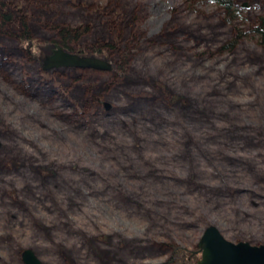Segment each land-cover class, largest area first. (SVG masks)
<instances>
[{
	"label": "rangeland",
	"instance_id": "rangeland-1",
	"mask_svg": "<svg viewBox=\"0 0 264 264\" xmlns=\"http://www.w3.org/2000/svg\"><path fill=\"white\" fill-rule=\"evenodd\" d=\"M223 1L0 0V264L264 245V0Z\"/></svg>",
	"mask_w": 264,
	"mask_h": 264
},
{
	"label": "water",
	"instance_id": "water-1",
	"mask_svg": "<svg viewBox=\"0 0 264 264\" xmlns=\"http://www.w3.org/2000/svg\"><path fill=\"white\" fill-rule=\"evenodd\" d=\"M60 66L111 69V64L106 61L80 57L63 51L61 48L55 50L51 56L46 57L44 60L45 69ZM106 107L109 109L110 106L106 104ZM199 246L203 251V255L198 264H264V245L252 246L248 242L238 244L229 242L213 226L205 231ZM23 258L27 264H40L31 250H26Z\"/></svg>",
	"mask_w": 264,
	"mask_h": 264
},
{
	"label": "trees",
	"instance_id": "trees-1",
	"mask_svg": "<svg viewBox=\"0 0 264 264\" xmlns=\"http://www.w3.org/2000/svg\"><path fill=\"white\" fill-rule=\"evenodd\" d=\"M221 1L228 9L231 8V4H230L229 1H223V0H221ZM22 39L24 41V38H22ZM167 95H169L168 96L169 103H178V101H182L183 100V98L181 96H179V95H175V94H172V95L171 94H167Z\"/></svg>",
	"mask_w": 264,
	"mask_h": 264
},
{
	"label": "bare ground",
	"instance_id": "bare-ground-1",
	"mask_svg": "<svg viewBox=\"0 0 264 264\" xmlns=\"http://www.w3.org/2000/svg\"><path fill=\"white\" fill-rule=\"evenodd\" d=\"M48 57V56H47ZM43 63H44V61H43ZM210 227H212V226H210ZM213 227H215V226H213ZM209 228V227H208ZM215 228H217V227H215ZM218 229V228H217ZM218 231L220 232V230L218 229ZM221 233V232H220ZM221 235L224 237V239L225 240H227V241H229V242H232L231 240H229V238H227V237H225L222 233H221ZM232 243H234V242H232ZM249 243V242H248ZM32 250V249H31ZM33 251V250H32ZM34 252V251H33ZM202 260V259H201ZM201 260H199V261H201Z\"/></svg>",
	"mask_w": 264,
	"mask_h": 264
}]
</instances>
